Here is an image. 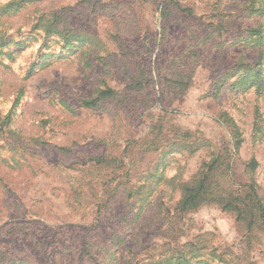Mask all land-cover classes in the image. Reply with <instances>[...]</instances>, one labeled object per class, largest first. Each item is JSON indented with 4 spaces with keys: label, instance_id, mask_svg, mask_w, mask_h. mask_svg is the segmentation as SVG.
Wrapping results in <instances>:
<instances>
[{
    "label": "rangeland",
    "instance_id": "1",
    "mask_svg": "<svg viewBox=\"0 0 264 264\" xmlns=\"http://www.w3.org/2000/svg\"><path fill=\"white\" fill-rule=\"evenodd\" d=\"M234 127L218 181L243 195L252 175L264 202V0H0V227L30 210L41 262L88 240L81 264H264L259 225L177 209Z\"/></svg>",
    "mask_w": 264,
    "mask_h": 264
},
{
    "label": "trees",
    "instance_id": "2",
    "mask_svg": "<svg viewBox=\"0 0 264 264\" xmlns=\"http://www.w3.org/2000/svg\"><path fill=\"white\" fill-rule=\"evenodd\" d=\"M177 9H180L178 2H174ZM54 18L56 16H53ZM54 23L45 22L43 28L47 32ZM251 31V30H249ZM256 34H260L259 30H255ZM183 83V82H182ZM116 92L111 88H105L98 92L94 98L83 100L81 105L87 109H97L99 107V101L105 98H115ZM18 96L15 98L16 103ZM236 130L233 134L231 146H226L224 149L217 151L214 149L212 151V158L205 165L207 167L202 169L199 175L190 182L181 184L180 191L181 197L177 204V209L179 211H187L196 208L205 202H215L223 210H230L235 212L236 217L239 221H242L248 228L254 225H259L262 231H264V202L259 198L256 193L257 184L253 176L249 178V184L247 185V194L240 195L238 193L228 191L222 186L218 181V176L224 173V175L229 174L235 164V154L241 145V134ZM179 145V144H178ZM183 148L190 149L192 144H182ZM235 151V153H234ZM31 165V166H30ZM31 169L32 164L25 160V162L20 163V170L23 167ZM246 171L248 174H253L256 169V161L251 158L246 166ZM3 191L0 196H3V212L8 207L9 199L14 198V189L9 186V180L3 185ZM141 191V190H140ZM134 191L131 192L137 198H144L143 192ZM79 194V191H72V196ZM1 196V198H2ZM15 199V198H14ZM13 199V200H14ZM6 201V202H5ZM19 213L21 217L17 218L16 215ZM30 210H23L20 212V207L17 212H13L12 217L7 219L0 227V237L4 244H0V264H47L46 262H41L35 257L33 247L39 244L38 234L39 223ZM16 243V244H15ZM19 245H18V244ZM88 240H85L78 252L73 245L63 246V251L67 259H69V264H81L83 263L84 250L88 247H93V245L88 244ZM11 245V246H8ZM70 250V251H69ZM182 255V254H181ZM177 260V261H176ZM91 264H104L102 261H92ZM188 260L181 257H169L167 259L157 262V264H187ZM51 264H62L59 260L53 261Z\"/></svg>",
    "mask_w": 264,
    "mask_h": 264
}]
</instances>
